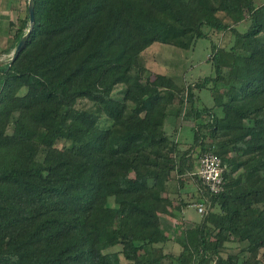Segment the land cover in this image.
<instances>
[{
    "label": "trees",
    "instance_id": "16d2710c",
    "mask_svg": "<svg viewBox=\"0 0 264 264\" xmlns=\"http://www.w3.org/2000/svg\"><path fill=\"white\" fill-rule=\"evenodd\" d=\"M256 1L34 0L0 67V264H264ZM206 28L234 37L212 43L213 75L182 87L146 67L154 44L188 51ZM208 155L225 166L219 193L195 170ZM173 181L206 206L178 255L161 224Z\"/></svg>",
    "mask_w": 264,
    "mask_h": 264
},
{
    "label": "rangeland",
    "instance_id": "374dc122",
    "mask_svg": "<svg viewBox=\"0 0 264 264\" xmlns=\"http://www.w3.org/2000/svg\"><path fill=\"white\" fill-rule=\"evenodd\" d=\"M15 3L14 5L16 7L13 11H17L20 7H24L23 2L20 4L18 2ZM256 4L258 6L264 4V0H257ZM10 20L17 24L16 29L9 26ZM23 20L24 19H21L18 15L14 16L11 12L4 16L1 15L0 61L8 62V58L14 54L15 51L12 50L9 56L5 53V50H8L12 44V38H9V36L18 33L19 29L23 26ZM245 28H247V23L244 22L239 25L240 31H244ZM205 31L211 38L199 40L195 47L188 51L178 50L167 45L154 44L142 55L146 67L158 74L170 76L182 87L213 75V68L207 61L212 53V43L218 44L221 47L230 48L234 44V37L230 32L218 34L210 30V28H206ZM198 95L201 97L203 105L208 107L214 105L212 95L208 90H203L198 93ZM205 121L206 119H202L196 122V124L205 123ZM194 124L195 123H192V126ZM188 125H190V123H188ZM172 130L173 128L170 127L169 132L172 133ZM187 148L186 145H182L181 147L182 150ZM199 166L200 162L198 159L195 163V170H197ZM179 188V184L174 181L168 185V196L172 199L169 208L171 213L161 217L163 231L172 239L171 242L167 244L166 249L168 252H173L177 255L181 252V246L178 240L184 238V232L187 229L194 228L196 225L202 223L205 217L204 214L201 215L198 213L197 205L195 204L198 195L197 183L194 181L188 182L185 189ZM183 203L185 204L183 205ZM216 211L218 210L214 209V212Z\"/></svg>",
    "mask_w": 264,
    "mask_h": 264
},
{
    "label": "built area",
    "instance_id": "2783aa9c",
    "mask_svg": "<svg viewBox=\"0 0 264 264\" xmlns=\"http://www.w3.org/2000/svg\"><path fill=\"white\" fill-rule=\"evenodd\" d=\"M225 166L222 160L216 155H208L201 160L197 174L214 193L222 191L223 175ZM198 213L203 215L206 212L204 204L197 205Z\"/></svg>",
    "mask_w": 264,
    "mask_h": 264
},
{
    "label": "crops",
    "instance_id": "0c3cea01",
    "mask_svg": "<svg viewBox=\"0 0 264 264\" xmlns=\"http://www.w3.org/2000/svg\"><path fill=\"white\" fill-rule=\"evenodd\" d=\"M15 2H18L19 4L23 2L24 3V7H20L19 10L13 11L15 9V7H16L14 5V4H16ZM27 3H28L27 0H0V17H1V15L4 16L7 13L11 12L12 14H14V16L18 15L21 19L22 18L26 19L27 18V13H28ZM10 21L11 22L9 23V26L11 28L14 27L16 29L17 24L12 22V20H10ZM15 34L13 35V33H12L13 36H9V38H12V41H11L12 43H13V41L15 39Z\"/></svg>",
    "mask_w": 264,
    "mask_h": 264
},
{
    "label": "water",
    "instance_id": "95a60500",
    "mask_svg": "<svg viewBox=\"0 0 264 264\" xmlns=\"http://www.w3.org/2000/svg\"><path fill=\"white\" fill-rule=\"evenodd\" d=\"M28 12H29V17H30V30L29 32L27 33V35H25L19 45L17 46L15 52H14V55L12 57V60L11 62L15 61L16 58L18 57L20 51L22 50L23 46L25 45V43L27 42L28 38L30 37L31 35V31L33 29V26H34V21H35V18H34V0H29L28 2ZM8 62L6 61H0V67H3L5 64H7Z\"/></svg>",
    "mask_w": 264,
    "mask_h": 264
}]
</instances>
